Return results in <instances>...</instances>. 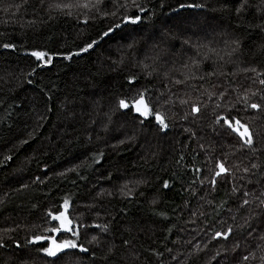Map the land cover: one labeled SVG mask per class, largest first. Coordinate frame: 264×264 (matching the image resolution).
I'll use <instances>...</instances> for the list:
<instances>
[{
    "label": "trees",
    "instance_id": "1",
    "mask_svg": "<svg viewBox=\"0 0 264 264\" xmlns=\"http://www.w3.org/2000/svg\"><path fill=\"white\" fill-rule=\"evenodd\" d=\"M137 2L148 10L139 25L38 67L32 50L76 52L106 30L114 18L103 13L114 10L112 0H0V264H52L38 251L46 243L26 241L50 234L44 229L55 223L46 213L64 199L74 226L84 225L78 242L90 251L71 250L55 264H252V250L264 256L257 201L264 150H240L238 137L216 121L220 115L249 123L264 149V111L243 101L247 95L264 105V0H246L240 13L241 0ZM145 90L167 117L164 132L154 118L141 124L130 108H118L120 98L131 105ZM192 104L200 108L196 117L186 115ZM217 161L230 172L213 187ZM123 176L131 180L129 196L119 189ZM245 191L251 203L240 209ZM246 218L250 226L241 227ZM229 227V240L212 239ZM93 235L99 243H89Z\"/></svg>",
    "mask_w": 264,
    "mask_h": 264
},
{
    "label": "snow or ice",
    "instance_id": "2",
    "mask_svg": "<svg viewBox=\"0 0 264 264\" xmlns=\"http://www.w3.org/2000/svg\"><path fill=\"white\" fill-rule=\"evenodd\" d=\"M44 0H40V3L43 4ZM113 8L114 10L111 12H104L103 17L108 18L112 17L114 18L112 23L106 28V30H103L102 32L97 33V38H94L91 40V42H86L83 47H80L78 51L76 52H66V53H49L48 51L44 50H32L29 55L35 59L37 62L38 67H47L52 64L53 59L55 56L62 57L63 60L68 61L72 59L73 57L79 56L81 53L88 52L89 50L94 49V46H97L101 41H103L105 38L109 36H114L117 30H124L127 26H136L142 23L144 16L148 14V10L145 8L143 4H140L137 2V0H112ZM246 4V0H241L240 6L236 8V12L240 13L243 9V7ZM83 7H88L87 4L83 5ZM179 8H201L203 5L201 4H184L180 3L178 5ZM135 9V12L132 14H129V9ZM175 11V9H174ZM259 11V9H258ZM143 14V15H141ZM135 29H133L134 31ZM136 43L135 39H132L128 47L131 48ZM5 48H12L13 45L11 44H5ZM235 51V48L233 49ZM252 71H255V69H252ZM32 72H35V68L32 69ZM32 72H30L28 75H31ZM211 75V74H209ZM133 82V78L129 77V84ZM177 84L182 83V81L177 80ZM261 85H264V79H261L259 81ZM146 91H141L137 94L136 97L133 98V102L130 105L125 98H120L118 100V108L120 110H126L131 109V111L135 114L137 118H142L140 120L141 124H143L144 120H148L150 118H154L155 124L158 125L159 131L164 132L168 127L167 123V117L160 112L157 109H154L152 107V104L148 100L146 96ZM221 96L224 95V93H220ZM252 96H255L256 93L252 92ZM244 104L248 109H252L256 112H262L264 111V105H261L259 103L255 102H249V97L246 95L243 97ZM165 103H168V101H165ZM181 104L186 103V101L181 100ZM216 107H220L219 104L216 105ZM200 113V108L196 104L191 105V111L190 113L186 115H192L193 117H196ZM217 122H222V126H226L228 130H230L232 133H234L238 137L239 141V148L240 150H248L252 153H257L259 151H262L264 149L257 147V140L256 137L259 135L255 130H253L249 123L242 122L241 119L237 117H224L217 115L216 117ZM187 131V129H185ZM5 159H9V157H6ZM216 169L218 171L215 172L214 176L211 179V184L213 187L216 184V177L221 176L222 174L229 173L230 170L227 169L224 164L220 161L216 162L215 165ZM259 166L256 163L251 164L252 169H256ZM74 170V169H73ZM197 172L200 171V169L196 170ZM250 169L248 167L243 168L244 173H249ZM63 175V174H61ZM240 179H243L241 177ZM168 182H164V187L167 188ZM22 187H27L26 185H22ZM124 189H127V191H124ZM237 189L233 188V192H236ZM132 190L128 189L127 184L122 186V193L125 196H129L131 194ZM99 195V194H98ZM243 196L245 199H242L239 208L243 209L245 206L250 205L251 201L247 199L246 197L249 196V192L245 191L243 193ZM258 205L260 208V211L264 213V192L260 193V196L257 197ZM210 203V202H209ZM68 209H69V200L64 199L63 203L59 206V209L56 210H49L46 213V217L49 221L55 222L54 226L45 228L44 231L50 233L49 235L45 236L42 234H33L26 243L28 244H37L39 242L47 241V246H41L39 247L38 251L42 252L45 256L53 258L52 264H55V260L59 259L60 255H69L71 253V250H76L79 253L87 254L90 249L85 247L83 244H80L79 241V231L78 227H84V225L80 224L78 227L73 226V220L68 215ZM195 215V213H193ZM249 219H245V225H242L241 227L250 226ZM95 227L100 228L101 232L107 233L109 231L108 225H96ZM255 229H252V232H254ZM233 229L229 227L226 231H216L214 235L212 236V239H223L225 241L229 240L231 238ZM252 232H249V235H252ZM57 233H70L71 237L73 238H66V239H59L57 238ZM260 239L264 240V235H261ZM90 244L92 243H99L98 237L96 235H93L89 241ZM124 244L127 245L128 241L125 240ZM6 245L4 243H0V248L5 247ZM17 248H20L21 245L17 244ZM112 253V248H108V254L109 256ZM93 257H95V253H92ZM175 259V257H173ZM244 261L248 260V256H244L242 258ZM261 264H264V256L261 257Z\"/></svg>",
    "mask_w": 264,
    "mask_h": 264
},
{
    "label": "rangeland",
    "instance_id": "3",
    "mask_svg": "<svg viewBox=\"0 0 264 264\" xmlns=\"http://www.w3.org/2000/svg\"><path fill=\"white\" fill-rule=\"evenodd\" d=\"M248 71V70H247ZM246 71V72H247ZM253 72H255V71H252V73ZM124 129V133L126 132V133H129V130H128V128L126 127V128H123ZM136 131H137V133H139L141 136H143L144 138H148L149 137V140H156L157 138L156 137H153V136H151V134H153V133H144V132H141V131H139L137 128H134ZM131 130V129H130ZM129 136H131V134H129ZM136 138V136L134 135V134H132V139H135ZM158 140V139H157ZM236 180V179H235ZM242 181H243V179H241ZM125 184H127V187H129L130 186V184H131V180L130 179H125V176H123L122 177V180H121V183H120V185H119V189L120 190H122V186L123 185H125ZM200 189V192H201V187H199ZM202 199H204V198H202ZM77 213H78V216L80 217V218H82V215L80 214V212H78L77 211ZM90 212L88 211V213L87 214H89ZM90 215V214H89ZM236 242H237V240H236ZM242 254H243V252H242ZM250 254V258H251V260H252V264H261V254L260 253H258V252H256L255 250H252V252H250L249 253ZM73 262H71V261H69L68 260V258L67 259H65L61 264H72ZM74 264V263H73Z\"/></svg>",
    "mask_w": 264,
    "mask_h": 264
},
{
    "label": "water",
    "instance_id": "4",
    "mask_svg": "<svg viewBox=\"0 0 264 264\" xmlns=\"http://www.w3.org/2000/svg\"><path fill=\"white\" fill-rule=\"evenodd\" d=\"M132 104V103H131ZM134 114V113H133ZM135 115V114H134ZM69 209H70V206H69ZM69 209H68V211H69ZM50 223H55V222H52V221H50ZM73 226H74V223H73ZM74 227H77V225H75ZM61 234H64V233H57L56 234V236H57V238L61 235ZM47 244V241H43V242H39V243H37V244ZM29 245H36V244H29Z\"/></svg>",
    "mask_w": 264,
    "mask_h": 264
}]
</instances>
